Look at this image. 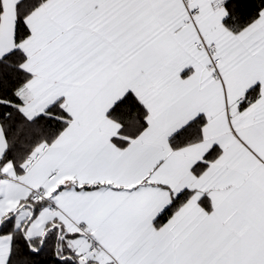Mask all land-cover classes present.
<instances>
[{"label": "snow or ice", "instance_id": "6c2138e0", "mask_svg": "<svg viewBox=\"0 0 264 264\" xmlns=\"http://www.w3.org/2000/svg\"><path fill=\"white\" fill-rule=\"evenodd\" d=\"M0 264H264V0H0Z\"/></svg>", "mask_w": 264, "mask_h": 264}]
</instances>
